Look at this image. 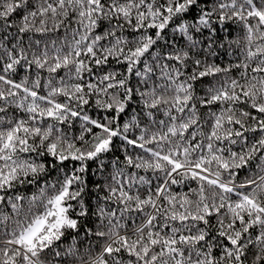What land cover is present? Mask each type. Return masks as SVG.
I'll use <instances>...</instances> for the list:
<instances>
[{
	"label": "snow or ice",
	"instance_id": "obj_1",
	"mask_svg": "<svg viewBox=\"0 0 264 264\" xmlns=\"http://www.w3.org/2000/svg\"><path fill=\"white\" fill-rule=\"evenodd\" d=\"M0 264H264V0H0Z\"/></svg>",
	"mask_w": 264,
	"mask_h": 264
}]
</instances>
